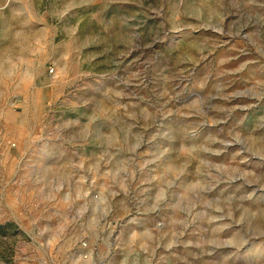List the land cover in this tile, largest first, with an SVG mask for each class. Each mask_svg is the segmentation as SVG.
<instances>
[{
    "label": "rangeland",
    "instance_id": "rangeland-1",
    "mask_svg": "<svg viewBox=\"0 0 264 264\" xmlns=\"http://www.w3.org/2000/svg\"><path fill=\"white\" fill-rule=\"evenodd\" d=\"M0 264H264V0H0Z\"/></svg>",
    "mask_w": 264,
    "mask_h": 264
},
{
    "label": "water",
    "instance_id": "water-1",
    "mask_svg": "<svg viewBox=\"0 0 264 264\" xmlns=\"http://www.w3.org/2000/svg\"><path fill=\"white\" fill-rule=\"evenodd\" d=\"M207 28H208V29H210L211 27H210V26H208Z\"/></svg>",
    "mask_w": 264,
    "mask_h": 264
}]
</instances>
